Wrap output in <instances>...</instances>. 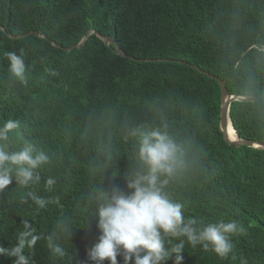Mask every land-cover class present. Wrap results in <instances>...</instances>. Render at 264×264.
Listing matches in <instances>:
<instances>
[{
	"label": "trees",
	"instance_id": "obj_1",
	"mask_svg": "<svg viewBox=\"0 0 264 264\" xmlns=\"http://www.w3.org/2000/svg\"><path fill=\"white\" fill-rule=\"evenodd\" d=\"M0 27V123L20 122L9 147L30 142L49 157L39 183L0 191V243L12 242L27 220L41 237L33 264H90L86 252L98 236L92 197L125 188L138 163L132 129L166 125L187 152V168L168 187L172 198L188 216L235 219L245 229L232 238L235 260L187 249L183 264H240L241 257L264 264V151L224 141L220 86L189 66L226 81L231 96L261 95L232 102L229 118L240 139L264 143V0H0ZM90 30L130 58L95 34L79 49H62ZM28 32L45 38H9ZM21 50L25 84L10 79L4 56ZM29 190L59 203L38 208ZM61 220L70 235L58 241L65 250L59 258L45 237L61 231Z\"/></svg>",
	"mask_w": 264,
	"mask_h": 264
},
{
	"label": "clouds",
	"instance_id": "obj_2",
	"mask_svg": "<svg viewBox=\"0 0 264 264\" xmlns=\"http://www.w3.org/2000/svg\"><path fill=\"white\" fill-rule=\"evenodd\" d=\"M264 53V49L260 50ZM10 79L25 84L26 65L23 50L20 54L5 52ZM52 75H56L53 71ZM20 122L9 119L0 123V191L15 182L21 188L39 183V169L49 157L42 150L25 142L17 150H11L13 134H18ZM136 138L134 153L137 166L125 178V188L119 186L98 189L92 197L95 207L91 221L98 230L96 242L87 250L90 264H183L187 249L211 252L219 259H233L236 248L233 237L243 235L245 229L235 219L206 221L185 214L184 202L173 199L168 187L187 168L185 146L167 130V126L144 129L142 126L129 133ZM54 178L46 181L51 191ZM26 196L38 207L59 203L29 190ZM22 202H23V198ZM61 231L53 230L45 239L52 256L62 258V237L70 235L63 220L58 221ZM41 237L27 220L22 221L12 242L0 243V258L11 264H33L34 247ZM240 264L247 260L240 258Z\"/></svg>",
	"mask_w": 264,
	"mask_h": 264
},
{
	"label": "water",
	"instance_id": "obj_3",
	"mask_svg": "<svg viewBox=\"0 0 264 264\" xmlns=\"http://www.w3.org/2000/svg\"><path fill=\"white\" fill-rule=\"evenodd\" d=\"M0 31H3V29L0 27ZM95 34L100 40H102L103 44L107 47L109 46H113V50L115 52L116 55L123 57V58H130L127 57L123 51L121 50V48L119 47V45L117 43H115L110 37L108 36H102L99 35L98 33H95L93 30L88 31V33L79 41V43H77L76 45L70 47V48H62L65 51H70L73 49H79L82 47V45L84 44V42L86 41V39L88 37H90L91 35ZM30 35H34V36H39V37H43L45 38V36H41L39 34H37L36 32H28L24 35H20L18 37H12L9 36V38H16V39H20L23 37H27ZM52 45H55L53 42H51ZM141 62H143L144 60H139ZM150 61H154L157 62L159 60H150ZM191 68H193L194 70L205 74L206 76H208L209 78L214 79L216 82H218L219 86H220V109H219V116H220V120H219V129L220 132L222 133L223 139L224 141L230 145V146H234L236 148L245 146L248 148H253V149H258V150H263L264 151V143L261 142H257V141H252V140H242L240 139L237 134L235 129L232 126V123L230 121L229 118V107L231 105L232 102L234 101H244V102H253L257 99L260 98L261 95L258 96H250V97H242V96H231L228 94L227 89H226V81H221L219 78L206 73L204 71H202L198 66L195 65H189ZM262 93H264V89L262 91ZM230 130H232L233 132V136H230Z\"/></svg>",
	"mask_w": 264,
	"mask_h": 264
},
{
	"label": "bare ground",
	"instance_id": "obj_4",
	"mask_svg": "<svg viewBox=\"0 0 264 264\" xmlns=\"http://www.w3.org/2000/svg\"><path fill=\"white\" fill-rule=\"evenodd\" d=\"M115 54V53H114ZM230 136L232 137L233 136V132H232V130H230Z\"/></svg>",
	"mask_w": 264,
	"mask_h": 264
}]
</instances>
